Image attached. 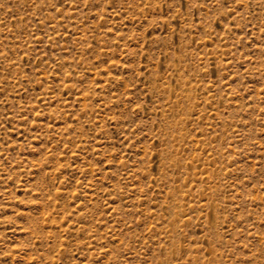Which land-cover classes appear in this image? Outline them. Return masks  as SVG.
<instances>
[{
  "label": "rangeland",
  "instance_id": "rangeland-1",
  "mask_svg": "<svg viewBox=\"0 0 264 264\" xmlns=\"http://www.w3.org/2000/svg\"><path fill=\"white\" fill-rule=\"evenodd\" d=\"M0 264H264V0H0Z\"/></svg>",
  "mask_w": 264,
  "mask_h": 264
}]
</instances>
